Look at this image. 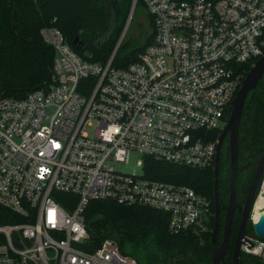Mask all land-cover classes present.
<instances>
[{
    "label": "built area",
    "instance_id": "1",
    "mask_svg": "<svg viewBox=\"0 0 264 264\" xmlns=\"http://www.w3.org/2000/svg\"><path fill=\"white\" fill-rule=\"evenodd\" d=\"M142 1L152 41L139 61L113 66L128 25L105 64L83 59L46 27L51 82L21 99L0 90V264H139L112 239L90 250L93 201L161 211L174 234L210 230L209 198L148 178L145 159L214 165L212 132L227 125L264 56V0ZM241 252L243 264H264V239L246 235Z\"/></svg>",
    "mask_w": 264,
    "mask_h": 264
},
{
    "label": "trees",
    "instance_id": "2",
    "mask_svg": "<svg viewBox=\"0 0 264 264\" xmlns=\"http://www.w3.org/2000/svg\"><path fill=\"white\" fill-rule=\"evenodd\" d=\"M133 1L0 0V90L4 96L21 99L51 82L54 52L41 37V30L46 27L58 28L83 59L107 63L124 31ZM138 9L145 10L142 0H137L135 12ZM148 18L152 28V18ZM76 38H79V47L74 44ZM151 41L152 34L143 46L132 49V43L123 45V41L113 66L124 69L139 61ZM221 133L220 130L212 132L216 137ZM240 141L245 152H255L264 146V76L248 97L240 125ZM225 155L223 151L220 158V183L224 186L227 182ZM145 172L148 178L189 186L207 196L214 214L210 230L201 238L190 231L174 234L169 230L168 215L161 211L113 201H93L85 213L90 250L112 239L123 255L135 258L139 264H170L172 257L178 260L184 255L204 264L205 259L200 255L209 252L215 227L214 165L199 169L146 158ZM254 175L255 170L238 175L242 203ZM247 235L255 236L250 220Z\"/></svg>",
    "mask_w": 264,
    "mask_h": 264
},
{
    "label": "water",
    "instance_id": "3",
    "mask_svg": "<svg viewBox=\"0 0 264 264\" xmlns=\"http://www.w3.org/2000/svg\"><path fill=\"white\" fill-rule=\"evenodd\" d=\"M137 0L133 1L132 11L129 16V21L133 15ZM128 21V22H129ZM129 23L126 24V26ZM79 38H76L74 44L79 47ZM264 76V56L259 59L254 66L249 71L244 83L242 84L241 88L239 89L235 100L232 103L231 110H230V117L228 120L227 125L222 130V133L219 136V142L217 146V153L214 162V171H215V227L213 231V237L211 242L212 248V255H213V264H220V257L216 251V236L219 229L220 224V214H221V207L219 203V184H218V176H219V156L221 149L223 147L224 139L227 134L230 135V151H231V198H230V205L226 216L225 222V238L226 241L231 233L232 221L233 216L238 208L239 212L242 213V221L240 224L239 232L237 239L235 241V251H234V262L233 264H237L238 256L240 253L241 246L243 244V240L245 239L246 235V228L249 219H251L252 213L254 212V206L256 200L258 198V191L259 186L262 182L263 175H264V148L262 149L261 159L258 163V167L256 170V174L252 181L250 190L247 195L246 203L244 207H241L237 203V173H238V159H239V132H240V125L244 113V109L246 107V103L250 93L256 89L258 83ZM254 233L257 237L264 238V209L260 212L259 219L253 223ZM223 244L222 249L225 246V242Z\"/></svg>",
    "mask_w": 264,
    "mask_h": 264
},
{
    "label": "flooded vegetation",
    "instance_id": "4",
    "mask_svg": "<svg viewBox=\"0 0 264 264\" xmlns=\"http://www.w3.org/2000/svg\"><path fill=\"white\" fill-rule=\"evenodd\" d=\"M263 148H264V146L257 149L255 152H252L251 150H247L246 152L243 151L242 146H241V141H240V132H239V159H238L239 170L237 173L236 188H237V203L241 207L245 206L248 193L244 199V202L242 203V201H241L242 197H241V199L239 197L241 190H240V187L238 186V175H239V173H242V174L243 173H245V174L252 173L254 170H255V174H256L258 163H259L261 156H262L261 151ZM223 151L225 153H227V156L225 155L226 161H224V164H225L224 165V171L227 174V179H226L227 182H226L225 186L220 183V172H221V170H220V158H221V154L223 153ZM230 163H231L230 135L227 134L225 136L223 147L221 149L220 156H219L218 184H219V203H220V207H221V214H220L219 229H218L217 236H216V248H217L216 251L220 257V264H233V262H234V251H235V241L237 239L240 224L242 221V213L239 212V210L237 208L236 212L233 216L231 233L228 237V240L226 241V238H225V235H226V233H225V222H226V216H227V212L229 209L230 198H231V167H230ZM263 177H264V175H263ZM251 184H252V182H251ZM251 184H250V187H251ZM250 187L248 188V192L250 190ZM214 201H215V181H214ZM214 213H215V211H214ZM248 223H249V221H248ZM247 229H248V224H247V228H246V235H247ZM213 231H214V229L212 230V237H213ZM212 237H211V242H212ZM224 241H226V242H225L224 248L222 249ZM200 257L205 259L204 264H213L214 259H213V255H212L211 245H210L209 252L206 254L203 253L202 255H200ZM170 264H201V261L194 259L192 256H185L184 255V256L178 257V260L176 258L172 257ZM237 264H243V255H242L241 249H240V253L238 256Z\"/></svg>",
    "mask_w": 264,
    "mask_h": 264
},
{
    "label": "rangeland",
    "instance_id": "5",
    "mask_svg": "<svg viewBox=\"0 0 264 264\" xmlns=\"http://www.w3.org/2000/svg\"><path fill=\"white\" fill-rule=\"evenodd\" d=\"M131 11H132V8L130 10V14H131ZM145 12L146 11L142 10V9H138L135 12V9H134V12H133V15H132L130 21H129V16H130V14H129L127 22H126V24L127 23H129V24H128L127 33H126V36H125L126 39L124 40L123 45H127V44L132 43L130 45L131 46L130 48L132 49L135 46L136 47L137 46H143L145 44L147 38H149V36L151 35L150 20L148 18V15ZM125 27H126V25H125ZM224 128H225V126H222L220 131H222ZM89 133L92 135L93 134V130L89 129ZM135 160H136V158L133 157L132 158L133 165H131L130 167L126 168L125 170L132 171V169L134 168ZM263 179H264V177H263ZM261 184H263V180H262ZM259 188L260 189L258 191V198L256 200V203H257V201H258V199L260 197L264 198V190L261 189V185H260ZM256 203H255L254 208H256ZM254 215H255V209H254V212L252 213V216H251V219H250V225L251 224L253 225V223L255 222ZM253 237L254 238H258L256 235L253 236ZM245 261H247V260L243 256V263Z\"/></svg>",
    "mask_w": 264,
    "mask_h": 264
},
{
    "label": "bare ground",
    "instance_id": "6",
    "mask_svg": "<svg viewBox=\"0 0 264 264\" xmlns=\"http://www.w3.org/2000/svg\"><path fill=\"white\" fill-rule=\"evenodd\" d=\"M264 208V198L260 197L256 203V208H255V215H254V220L257 221L259 219L260 212Z\"/></svg>",
    "mask_w": 264,
    "mask_h": 264
}]
</instances>
